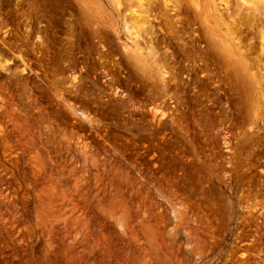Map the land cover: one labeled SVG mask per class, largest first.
I'll return each instance as SVG.
<instances>
[{"label": "rangeland", "instance_id": "obj_1", "mask_svg": "<svg viewBox=\"0 0 264 264\" xmlns=\"http://www.w3.org/2000/svg\"><path fill=\"white\" fill-rule=\"evenodd\" d=\"M251 1L0 0V264H264Z\"/></svg>", "mask_w": 264, "mask_h": 264}, {"label": "bare ground", "instance_id": "obj_2", "mask_svg": "<svg viewBox=\"0 0 264 264\" xmlns=\"http://www.w3.org/2000/svg\"><path fill=\"white\" fill-rule=\"evenodd\" d=\"M116 2H117V4H119V0H116ZM243 3L246 5L249 2H248V0H243ZM253 3H255V2H253ZM129 4L133 5L130 7V14L132 15L131 21H130L131 30L129 31L131 41L133 42V44L137 48L136 50H134V52L138 51L140 54H142L143 52L140 51L141 47L139 48L138 44L136 43V40H138L140 38V35H139L141 33L140 31L142 30V27L145 26V24L148 22L147 10L144 7H142L140 4H139L140 6L138 8H136L137 6L135 7L134 3L132 1ZM141 56H143V55H141Z\"/></svg>", "mask_w": 264, "mask_h": 264}]
</instances>
